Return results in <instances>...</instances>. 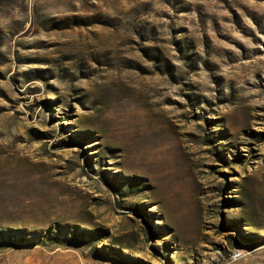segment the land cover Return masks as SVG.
I'll return each mask as SVG.
<instances>
[{
	"label": "rangeland",
	"instance_id": "374dc122",
	"mask_svg": "<svg viewBox=\"0 0 264 264\" xmlns=\"http://www.w3.org/2000/svg\"><path fill=\"white\" fill-rule=\"evenodd\" d=\"M0 264H264V0H0Z\"/></svg>",
	"mask_w": 264,
	"mask_h": 264
},
{
	"label": "bare ground",
	"instance_id": "6f19581e",
	"mask_svg": "<svg viewBox=\"0 0 264 264\" xmlns=\"http://www.w3.org/2000/svg\"><path fill=\"white\" fill-rule=\"evenodd\" d=\"M151 121L152 122H116L113 123V125L115 129H120L116 131V135L120 136L119 138L125 137L123 139L124 143L119 144H122V147L128 152L131 163L133 165V169L143 171L145 173L153 172V176L154 173L161 174L163 161L161 160V158H159L160 156H158V158L155 156V151L153 152L150 141L151 138L156 136V132H159V134H157L158 136L163 133V125L160 121ZM113 134L115 135V131H113ZM158 155H160V153Z\"/></svg>",
	"mask_w": 264,
	"mask_h": 264
}]
</instances>
